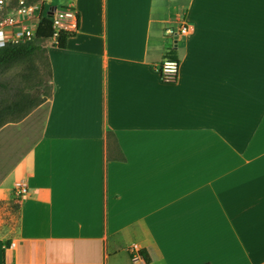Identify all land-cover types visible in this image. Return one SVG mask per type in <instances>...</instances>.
Returning <instances> with one entry per match:
<instances>
[{
	"label": "crops",
	"instance_id": "crops-1",
	"mask_svg": "<svg viewBox=\"0 0 264 264\" xmlns=\"http://www.w3.org/2000/svg\"><path fill=\"white\" fill-rule=\"evenodd\" d=\"M44 3L77 27L47 46L41 136L0 179V264H264V0Z\"/></svg>",
	"mask_w": 264,
	"mask_h": 264
},
{
	"label": "rangeland",
	"instance_id": "rangeland-1",
	"mask_svg": "<svg viewBox=\"0 0 264 264\" xmlns=\"http://www.w3.org/2000/svg\"><path fill=\"white\" fill-rule=\"evenodd\" d=\"M165 37L171 40L170 36ZM50 45L56 44L50 40L40 43L41 51L30 63L0 71V84H6L4 88L0 87V108L5 103L21 99L27 103V111L19 120L0 127V179L41 136V126L52 92L46 57V48ZM17 117L15 115V120ZM2 119L8 121L12 117L3 113ZM15 227L16 215L14 217L12 204L0 202V239L6 238Z\"/></svg>",
	"mask_w": 264,
	"mask_h": 264
},
{
	"label": "built area",
	"instance_id": "built-area-1",
	"mask_svg": "<svg viewBox=\"0 0 264 264\" xmlns=\"http://www.w3.org/2000/svg\"><path fill=\"white\" fill-rule=\"evenodd\" d=\"M44 17L50 21L53 32L50 41L55 44L60 32L72 34L76 31L78 18L73 8H48L44 0H0V48L30 43ZM186 34L185 26L176 30L173 28L164 30V35L170 36L174 42ZM178 68L177 60L171 58L163 60L157 67L161 81L173 83L177 79ZM27 182L25 179L13 189L16 200L26 195ZM128 251L133 255L135 248L132 247Z\"/></svg>",
	"mask_w": 264,
	"mask_h": 264
},
{
	"label": "trees",
	"instance_id": "trees-1",
	"mask_svg": "<svg viewBox=\"0 0 264 264\" xmlns=\"http://www.w3.org/2000/svg\"><path fill=\"white\" fill-rule=\"evenodd\" d=\"M53 36V32L50 28V21L48 18H42L39 23L37 30L35 32L34 39L30 43L22 44V45H14L7 46L4 48H0V71L18 68L23 64H28L31 62L32 58L36 56L41 51L40 43L51 40ZM72 34H68L65 32H60L58 34L56 47L59 49H63L65 46V41L67 38L71 37ZM47 65L49 68V76L51 79L50 66L47 60ZM6 84H0L1 88H4ZM27 108V103L21 99L18 102L8 103L0 108V127L9 123H15L20 119V116L25 114ZM3 113L9 114L12 119L8 121H3L2 115ZM15 115H18L15 120ZM4 246H8V241L4 244ZM138 256L142 257L145 261H147V256L143 252H139Z\"/></svg>",
	"mask_w": 264,
	"mask_h": 264
}]
</instances>
